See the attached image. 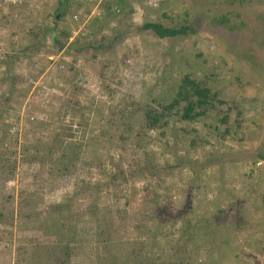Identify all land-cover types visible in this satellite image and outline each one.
<instances>
[{"label": "rangeland", "instance_id": "374dc122", "mask_svg": "<svg viewBox=\"0 0 264 264\" xmlns=\"http://www.w3.org/2000/svg\"><path fill=\"white\" fill-rule=\"evenodd\" d=\"M63 1L0 0V264H264V0Z\"/></svg>", "mask_w": 264, "mask_h": 264}, {"label": "trees", "instance_id": "16d2710c", "mask_svg": "<svg viewBox=\"0 0 264 264\" xmlns=\"http://www.w3.org/2000/svg\"><path fill=\"white\" fill-rule=\"evenodd\" d=\"M66 6L67 4L63 0H59V10L61 11L62 15L65 14ZM143 26L146 29H152L161 38L176 37L179 35L187 34L189 28L187 25L165 26L157 22H146ZM10 57H13V55H11ZM216 95V92H213L209 86L201 84L199 81H197L196 78L192 77L191 74H186L184 75L181 83L178 86L175 97L170 103L163 106L162 111L159 112L153 107H150L146 110V123L150 128L161 126L165 122H167L163 121L166 115L173 113L174 110H176L175 112H180V114L182 113L183 118L187 120H194L199 115L203 114V112H206L205 110H207L208 107L213 104ZM1 116L2 114L0 113V117ZM63 208L64 207H61V210H59L62 211ZM179 218H184V216H180ZM184 221L190 222L188 221V219H184ZM152 238H156V236L154 235L152 236ZM227 241H230V239L224 238V242ZM143 248L144 247L141 245L137 249L133 247V249L127 251L128 258L124 259L123 262L122 253H119L117 254L118 257L116 256L115 258V262L117 264H124L127 263V261H129L130 264H156L154 262L147 263L150 258L147 260L145 256L140 257ZM174 254L176 256V254H179V251H174ZM161 257H166V255L164 253H161ZM164 262L166 263L162 264H172L170 258L168 262Z\"/></svg>", "mask_w": 264, "mask_h": 264}, {"label": "built area", "instance_id": "2783aa9c", "mask_svg": "<svg viewBox=\"0 0 264 264\" xmlns=\"http://www.w3.org/2000/svg\"><path fill=\"white\" fill-rule=\"evenodd\" d=\"M74 17H75V18H78V16H77V15H75Z\"/></svg>", "mask_w": 264, "mask_h": 264}]
</instances>
